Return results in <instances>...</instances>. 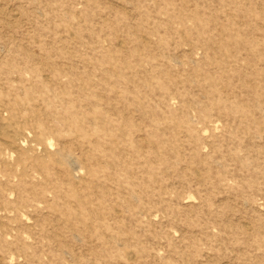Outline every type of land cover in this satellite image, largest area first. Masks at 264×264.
<instances>
[{"label": "rangeland", "instance_id": "rangeland-1", "mask_svg": "<svg viewBox=\"0 0 264 264\" xmlns=\"http://www.w3.org/2000/svg\"><path fill=\"white\" fill-rule=\"evenodd\" d=\"M0 264H264V0H0Z\"/></svg>", "mask_w": 264, "mask_h": 264}]
</instances>
